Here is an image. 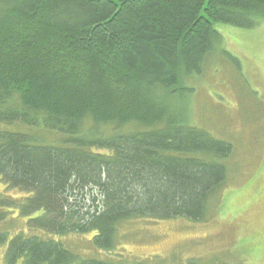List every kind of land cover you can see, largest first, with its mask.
Instances as JSON below:
<instances>
[{
  "label": "trees",
  "instance_id": "obj_1",
  "mask_svg": "<svg viewBox=\"0 0 264 264\" xmlns=\"http://www.w3.org/2000/svg\"><path fill=\"white\" fill-rule=\"evenodd\" d=\"M263 21L264 0H0V123L14 126L0 130V181L23 194L0 197L1 263L164 264L117 262L120 226L205 221L232 144L156 94L193 91L224 40L217 23ZM17 209L29 229L114 256L4 227Z\"/></svg>",
  "mask_w": 264,
  "mask_h": 264
},
{
  "label": "rangeland",
  "instance_id": "obj_2",
  "mask_svg": "<svg viewBox=\"0 0 264 264\" xmlns=\"http://www.w3.org/2000/svg\"><path fill=\"white\" fill-rule=\"evenodd\" d=\"M216 27L224 40L194 80L193 91L179 98L156 95L180 118L189 113L193 125L232 144L220 206L201 222L178 218L124 223L118 230L117 262L264 264V21L251 29L223 23ZM10 127L0 123V130ZM6 195L23 200L20 191L0 181V197ZM20 215L13 210L4 227L53 236L85 255L114 256V251L94 250L81 234L56 236L29 229Z\"/></svg>",
  "mask_w": 264,
  "mask_h": 264
}]
</instances>
